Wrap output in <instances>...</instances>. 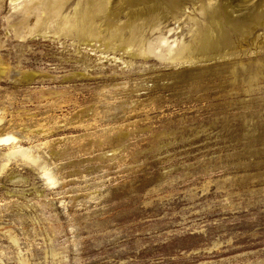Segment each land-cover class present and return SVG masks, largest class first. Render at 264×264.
<instances>
[{"label":"rangeland","instance_id":"rangeland-1","mask_svg":"<svg viewBox=\"0 0 264 264\" xmlns=\"http://www.w3.org/2000/svg\"><path fill=\"white\" fill-rule=\"evenodd\" d=\"M102 1L84 39V0H0V264H264L259 47L185 63L195 5Z\"/></svg>","mask_w":264,"mask_h":264},{"label":"bare ground","instance_id":"bare-ground-1","mask_svg":"<svg viewBox=\"0 0 264 264\" xmlns=\"http://www.w3.org/2000/svg\"><path fill=\"white\" fill-rule=\"evenodd\" d=\"M66 1L61 0L63 3ZM120 2L124 5L123 10L126 12L136 6L146 7L151 16L147 20L144 18L141 26L144 24L151 31L159 30L160 21L164 16L177 18L182 15L184 4H193L196 7L193 9L197 13L186 15L191 25L189 39L176 49L174 59L190 63L196 60L226 58L229 55L241 56L249 51L248 49L251 48L250 50L253 51L254 48L259 47L255 56L261 55L263 62L251 68L255 73H264V0H218L216 2L213 0H120ZM101 5H103L102 0H84L81 9L79 2L76 4L72 13L74 20L72 26L78 28L84 39H86L85 36H93L94 16L97 13L103 10L104 15L109 17L103 6L101 9ZM61 19L62 25L71 27L68 16H63ZM133 23L134 21L130 20L120 26L116 25L113 19H109L106 24L112 29L109 31L107 43L120 40L123 28L129 29V37L125 40L128 45L144 40V36L138 34ZM158 35L162 37V41L166 39L161 31ZM244 42L249 47H244ZM124 47L127 49L128 46Z\"/></svg>","mask_w":264,"mask_h":264}]
</instances>
